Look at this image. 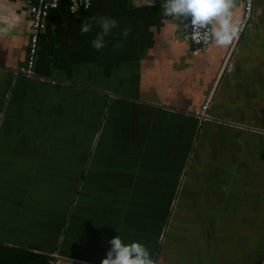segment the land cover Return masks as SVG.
Wrapping results in <instances>:
<instances>
[{
    "label": "crops",
    "instance_id": "1",
    "mask_svg": "<svg viewBox=\"0 0 264 264\" xmlns=\"http://www.w3.org/2000/svg\"><path fill=\"white\" fill-rule=\"evenodd\" d=\"M160 8L63 0L30 76L28 4L0 0V264H101L118 235L155 264H264V0L198 50ZM94 15L118 22L100 50Z\"/></svg>",
    "mask_w": 264,
    "mask_h": 264
},
{
    "label": "clouds",
    "instance_id": "2",
    "mask_svg": "<svg viewBox=\"0 0 264 264\" xmlns=\"http://www.w3.org/2000/svg\"><path fill=\"white\" fill-rule=\"evenodd\" d=\"M85 9L91 6V0H80ZM161 17L166 24L176 20L183 21L192 30V39L196 43L210 41L219 47L233 44L240 33L241 21L234 16L235 0H160ZM55 6V5H54ZM80 7L78 0H71L70 11L75 14ZM100 31L92 39L93 48L105 47L106 37L118 27L116 19L105 15H94L86 18L81 24L80 32L87 34L93 26ZM123 35L127 37L128 30ZM119 42L116 47L119 48ZM111 248L101 264H155L149 250L139 241L125 243L115 236L109 241Z\"/></svg>",
    "mask_w": 264,
    "mask_h": 264
},
{
    "label": "built area",
    "instance_id": "3",
    "mask_svg": "<svg viewBox=\"0 0 264 264\" xmlns=\"http://www.w3.org/2000/svg\"><path fill=\"white\" fill-rule=\"evenodd\" d=\"M25 1L28 4V12L31 18V33H30L29 53H28L26 66L20 68V70L32 76L35 74V65L39 51V42L42 33L47 27L49 14L51 10L58 9L61 6L63 0H25ZM64 1H67L68 9L70 11L71 0H64ZM78 3H80V7L77 12L81 10L90 9L93 0H91V6L87 9L84 8L83 3H81L80 0H78ZM253 7H254V0H244V13H243V20L241 23V30H244L246 28L247 23L251 19ZM189 38L195 50L208 46L212 42L210 41L207 44H205L204 42L196 43L192 39L191 28L189 29ZM210 103H211L210 100L206 101L205 104H203L201 111H199L198 115L201 119L208 118L207 110L209 109Z\"/></svg>",
    "mask_w": 264,
    "mask_h": 264
},
{
    "label": "rangeland",
    "instance_id": "4",
    "mask_svg": "<svg viewBox=\"0 0 264 264\" xmlns=\"http://www.w3.org/2000/svg\"><path fill=\"white\" fill-rule=\"evenodd\" d=\"M194 144V143H193ZM193 144H192V146H193ZM174 214V213H173Z\"/></svg>",
    "mask_w": 264,
    "mask_h": 264
}]
</instances>
